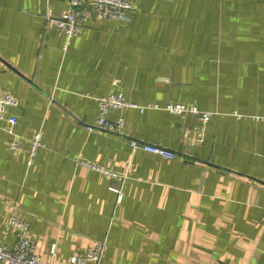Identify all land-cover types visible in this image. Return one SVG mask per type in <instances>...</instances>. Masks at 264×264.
Listing matches in <instances>:
<instances>
[{
	"label": "crops",
	"instance_id": "crops-1",
	"mask_svg": "<svg viewBox=\"0 0 264 264\" xmlns=\"http://www.w3.org/2000/svg\"><path fill=\"white\" fill-rule=\"evenodd\" d=\"M67 1L0 0V88L19 101L23 147L0 128V244L14 246L17 215L45 264L98 242L97 264H264V0H134L129 19L94 17L65 49L46 15ZM118 93L159 108L110 110L122 134L87 131ZM169 103L214 113L202 141L198 117ZM38 131L47 147L28 167Z\"/></svg>",
	"mask_w": 264,
	"mask_h": 264
},
{
	"label": "built area",
	"instance_id": "built-area-1",
	"mask_svg": "<svg viewBox=\"0 0 264 264\" xmlns=\"http://www.w3.org/2000/svg\"><path fill=\"white\" fill-rule=\"evenodd\" d=\"M134 9V0H68L67 10L60 14H53L49 11L46 15L48 23H51L60 35L66 39L65 49L70 45L71 40L79 36L85 29L87 23L92 18L108 19V20H127L129 13ZM99 116L93 124L86 126L87 131L103 130L111 134H122L125 128L126 120L123 116L115 120L107 118L110 110L138 109L141 113L145 110L153 108L158 109V105H138L128 100L122 93L109 94L97 99ZM18 99L9 92H4L0 88V128L11 135L12 140L9 149L13 155H18L23 151L20 137L14 132L13 126L17 123V118L10 114V110L17 107ZM169 112L185 116L194 115L198 117L202 125L195 128L200 141L203 140L205 126L213 116V112L202 111L195 105H185L181 103H169L165 106ZM3 121L7 122L3 126ZM130 145L133 149H141L147 153L172 160L176 154L162 146L150 144L144 141L131 139ZM47 147L44 141L43 132H36L31 139L28 140V160L27 166L31 167L35 163V158L40 149ZM79 164L87 169L96 171L106 178H117L118 173L109 169L103 164L80 159ZM118 192V189L111 188ZM121 197V196H120ZM121 199V198H120ZM9 226L15 230L16 241L12 248H8L4 244H0V264H45L42 257L36 252L35 242L26 236L28 223L20 219L17 215H13L9 219ZM264 228V217H263ZM55 246L52 247L51 253H54ZM105 252L103 242L96 243L86 254L82 255L75 252L70 261L71 264H97Z\"/></svg>",
	"mask_w": 264,
	"mask_h": 264
}]
</instances>
